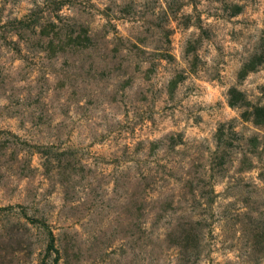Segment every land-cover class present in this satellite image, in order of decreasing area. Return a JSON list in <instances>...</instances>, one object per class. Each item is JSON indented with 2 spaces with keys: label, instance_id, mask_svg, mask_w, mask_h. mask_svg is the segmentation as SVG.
I'll return each mask as SVG.
<instances>
[{
  "label": "rangeland",
  "instance_id": "374dc122",
  "mask_svg": "<svg viewBox=\"0 0 264 264\" xmlns=\"http://www.w3.org/2000/svg\"><path fill=\"white\" fill-rule=\"evenodd\" d=\"M0 264H264V0H0Z\"/></svg>",
  "mask_w": 264,
  "mask_h": 264
}]
</instances>
